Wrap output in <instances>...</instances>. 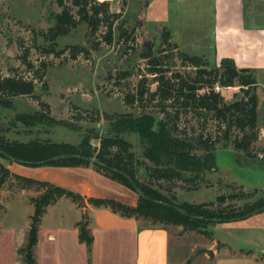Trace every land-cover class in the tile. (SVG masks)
<instances>
[{"label":"trees","instance_id":"1","mask_svg":"<svg viewBox=\"0 0 264 264\" xmlns=\"http://www.w3.org/2000/svg\"><path fill=\"white\" fill-rule=\"evenodd\" d=\"M55 3L59 11L54 16V23L41 32L43 42L49 44L48 48L42 51L47 56L55 54L58 57L59 53L55 52L56 40L67 36L80 24L86 27L87 40L95 38L91 42L93 46L97 44L95 42L97 39L111 45L115 34L118 45L129 44V50L133 49L134 39L130 34L134 33L141 22H135L131 31L124 26L127 20L124 19L117 24L121 16L119 13L109 11L107 1L55 0ZM113 25H116L115 29ZM101 28H105V31L98 34ZM172 41L170 31L161 27L157 44L155 40L142 44L143 48L138 58L147 61L146 69L156 83V89L149 91L145 86L146 80L142 78L134 92L122 97L124 105L129 106L136 104L141 107L140 103L144 99L155 102L161 118L158 119L154 113L145 112L138 115L114 113L113 116L104 113L106 130L93 137L98 140L97 146H92L87 138L77 144L37 139L21 142L8 140L0 134V155L5 159L32 166L65 168L92 166L101 176L138 194L134 206L117 199L96 197L85 199L73 191L47 181L12 173L0 163V190L10 180L15 183L16 187H13L15 193L22 191L34 193L28 198L33 206V213L29 217L25 243L17 249L20 264H36L34 248L41 219L47 207L61 198L69 199L76 207L82 209V219L76 224L78 240L86 245L89 252L93 238L88 228L87 206L109 208L122 217L135 218L150 225L182 227H186L189 222L215 225L238 221L264 212V191L262 196L254 198L256 191L244 192L240 189L238 193L218 195L214 201L189 203L178 202L176 196L170 194V190H163L161 186L155 184L159 181H189L190 178L183 177L182 173H191L203 179L201 175L203 172L216 171L214 151L215 145L219 142H226L235 152L252 158L255 156L252 150L259 133L257 80L254 70L237 68L227 59L211 65L203 57L189 55L180 50ZM165 45L169 46L170 55L175 56L182 67H190L194 71L182 75L171 70L172 64L162 66L163 57L160 54L168 51L165 50ZM18 47H21V43H18ZM68 48L72 57L86 52V48L78 45ZM26 56L27 54H24L19 59L24 70L31 74L30 78L19 75L13 68L10 70L11 75L0 77L1 107L11 106V100L20 96H29L37 103L40 102L34 96L37 87L35 81L44 87L45 72L49 67L42 62L34 66ZM126 77L127 72L121 74V79ZM217 86L237 87L238 92L233 93L231 101H226L219 90H216ZM41 106L48 110L47 105ZM42 112L24 116L23 123L26 125L43 123V119L46 118ZM93 113L96 118H92V122H96L99 120L98 110H94ZM188 113L198 119H204L205 123L211 120L215 124L214 134L188 135L186 131H179L180 118ZM129 130L138 134L142 143L141 157L150 165L145 164L133 152L131 143L121 136L124 131ZM90 160H94L95 163H91ZM139 168H143V181L138 178ZM233 200L242 203L238 206L228 204ZM1 209L0 203V211Z\"/></svg>","mask_w":264,"mask_h":264},{"label":"rangeland","instance_id":"2","mask_svg":"<svg viewBox=\"0 0 264 264\" xmlns=\"http://www.w3.org/2000/svg\"><path fill=\"white\" fill-rule=\"evenodd\" d=\"M193 1L182 0L179 5L182 12L186 10L188 17L192 13L190 10L193 7ZM107 2L109 11L119 13L121 16L117 24L125 19L127 22L124 26L131 31L135 22H141L134 33L130 34L134 39L133 49L129 50V44L118 45L115 34L111 45L97 39L95 41L97 44L93 46L91 42L95 38L87 40L85 37L86 27L80 24L67 36L56 40L55 52L59 53L56 57L55 54V56H47L42 52L44 48H48L49 44L43 42L41 35L42 31L53 25L54 16L59 11L55 0H0V77L11 75L10 70L13 68L19 75L30 78L31 74L24 70L19 59L24 54H27V60L34 66L42 62L49 67L45 72V86L43 87L35 81L37 87L34 96L38 98L39 103L32 97L20 96L11 100V106H0V134L6 139L21 142L37 139L77 144L87 138L92 146H97L93 143L98 140L93 137L106 130L104 113L113 116L114 113L138 115L145 112L154 113L158 119L162 117L155 102L144 99L140 103L141 107H138L136 104L124 105L122 100L124 95L134 92L137 83L142 78L146 80L145 86L149 91L156 89V83L153 82L152 76L146 69L147 61L139 59L138 55L143 48V43L155 40L157 44L161 27L147 25L143 18L138 17L145 9L144 0H111ZM188 22L190 25L177 28L179 36L187 39V41L185 40L187 46L182 51L189 55L200 56L198 53H206L204 52L205 48L202 49L194 45L192 19H188ZM115 28L116 25H113V29ZM169 28L172 29L171 26ZM104 31L105 28H101L98 34ZM18 43H21L20 48ZM72 45L84 47L86 52L72 57L68 48ZM184 46L182 44V48ZM164 48L168 51L160 54L163 57L161 59L162 66L167 67L172 64L171 70L182 75L185 72L192 73L194 71L193 68L182 67L180 61L170 55L168 45H165ZM124 72L128 73V77L121 79V74ZM217 88L228 101L232 99V93L229 92H238L237 87L227 89L217 86ZM41 104L47 105L49 111ZM94 110H98L99 113V120L96 122H92V118H96ZM37 112H42L49 120L43 119V123L33 125L23 123L24 116H32ZM178 128L181 132L186 131L188 135L201 133L208 135L214 134L215 124L211 120H207L205 123L204 119H198L188 113L181 116ZM263 128L264 109L262 108L258 117V139L252 150L255 156L252 158H245L241 153L235 152L231 145L219 142L215 145L214 151L216 171L203 172L201 174L203 179H199L191 173H182L183 177L190 178L189 181H159L155 184L161 186L163 190H170V194H174L178 202L214 201L218 195L238 193L240 189L244 192L256 191L254 198L262 196L264 168L259 167L258 164L264 165L262 163L264 160L259 159L257 155L264 152V136L260 137ZM121 136L131 143L133 152L142 159V143L138 134L129 130L124 131ZM249 161L250 163H247ZM143 162L150 165L146 160ZM0 163L6 168L11 164L12 170L20 176L47 181L77 194L79 193L74 189H81L76 187L75 182L67 181L70 179L68 173L72 171L71 168L26 165L5 159L1 155ZM143 174V168H139L138 178L140 181L144 180ZM106 180L111 181L107 178ZM13 187H16L15 183L9 180L0 190L2 206L0 228L6 233L17 229L16 240L19 241L23 238L27 221L33 213V206L29 203L28 196H33L34 193L28 191L19 195L21 192L15 193ZM124 192L125 194L121 198L108 197V199H117L123 201L124 204L134 206L138 194L127 188H124ZM59 200L58 203L56 202L57 204L54 203L47 209L74 211V205L69 199L61 198ZM241 203L242 201L237 200L228 202L235 206ZM214 226V224L193 222H189L186 227L169 226L171 261L175 264H205L203 260L208 258L204 253L205 250L214 251L216 246L218 247L212 238ZM206 264L208 263L206 262Z\"/></svg>","mask_w":264,"mask_h":264},{"label":"crops","instance_id":"3","mask_svg":"<svg viewBox=\"0 0 264 264\" xmlns=\"http://www.w3.org/2000/svg\"><path fill=\"white\" fill-rule=\"evenodd\" d=\"M144 1L145 9L138 17L147 25L167 28L180 50L186 48L187 39L179 36L177 28L190 25L188 19H192L193 43L206 52L198 53L200 57L211 65L227 59L237 68L254 70L258 120L259 111L264 109V0H194L189 17L186 10L179 9L182 0ZM258 166L264 168L261 163ZM7 168L15 173L11 164ZM71 169L67 181L75 182L81 189L74 190L85 199L121 198L125 194L123 186L107 181L92 166ZM25 192L28 191L19 195ZM82 212L75 205L73 212L46 210L34 248L36 264H175L170 259L169 226L122 217L104 207L86 208L93 238L89 252L78 240L76 224L81 221ZM28 227L29 221L19 241L16 240L17 229L6 233L0 228V264H20L17 249L24 245ZM212 238L218 247L211 250L212 258L204 252L208 256L203 260L205 264H264V212L243 220L215 224Z\"/></svg>","mask_w":264,"mask_h":264},{"label":"water","instance_id":"4","mask_svg":"<svg viewBox=\"0 0 264 264\" xmlns=\"http://www.w3.org/2000/svg\"><path fill=\"white\" fill-rule=\"evenodd\" d=\"M93 144H97V142H94ZM243 157H245L244 155H243ZM245 158H248V157H245ZM90 162L91 163H95V161L94 160H90ZM247 163H250V161L249 162H247ZM263 165V164H262ZM205 253L209 256V258H212L213 257V254H212V251L211 250H205Z\"/></svg>","mask_w":264,"mask_h":264},{"label":"built area","instance_id":"5","mask_svg":"<svg viewBox=\"0 0 264 264\" xmlns=\"http://www.w3.org/2000/svg\"><path fill=\"white\" fill-rule=\"evenodd\" d=\"M216 90H218L217 87H216ZM257 157H258L259 159L264 160V152H263V153H259V154L257 155Z\"/></svg>","mask_w":264,"mask_h":264},{"label":"bare ground","instance_id":"6","mask_svg":"<svg viewBox=\"0 0 264 264\" xmlns=\"http://www.w3.org/2000/svg\"><path fill=\"white\" fill-rule=\"evenodd\" d=\"M106 1H111V0H106Z\"/></svg>","mask_w":264,"mask_h":264}]
</instances>
